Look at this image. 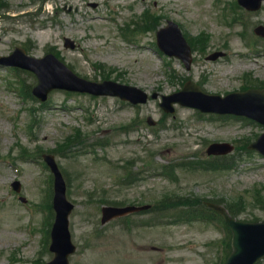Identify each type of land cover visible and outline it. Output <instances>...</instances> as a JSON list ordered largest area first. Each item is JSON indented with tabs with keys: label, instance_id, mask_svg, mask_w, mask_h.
<instances>
[{
	"label": "rangeland",
	"instance_id": "obj_1",
	"mask_svg": "<svg viewBox=\"0 0 264 264\" xmlns=\"http://www.w3.org/2000/svg\"><path fill=\"white\" fill-rule=\"evenodd\" d=\"M1 1L0 56L15 47L34 58L57 54L80 78L101 82L105 72L108 80L160 96L180 91L187 80L220 96L240 90L245 74L264 81V39L252 31L264 25V3L248 12L237 8L236 0ZM236 8L244 18L234 21L239 17L234 16ZM145 12L158 18L160 26L175 22L187 40L206 36V50L193 53L189 71L159 52L156 28L139 27L123 36L121 31L135 28L134 21ZM243 20L248 21L246 29ZM64 38L73 40L76 49H64ZM218 51L225 56L205 60ZM40 69L50 70L45 79L62 76L47 65ZM32 75L0 69V264L52 258L43 250L50 173L41 156L55 151L68 135L78 137V131L70 151L54 155L75 205L70 230L78 249L70 264H221L228 241L221 225L201 219L185 222L172 208L157 212L154 207L164 200L193 197L235 206L243 198L249 207L238 218L264 220V211L251 206L253 191H264V159L247 150L264 132L261 125L179 105L174 115L165 114L160 99L132 106L116 98L60 90L52 91L41 108L20 94L23 84L35 85ZM148 117L157 122L155 127L146 124ZM219 142L233 145V154L207 156V147ZM223 163L224 169L203 170ZM13 181L20 183V194L12 191ZM144 204L151 211L100 224L103 206Z\"/></svg>",
	"mask_w": 264,
	"mask_h": 264
},
{
	"label": "water",
	"instance_id": "obj_2",
	"mask_svg": "<svg viewBox=\"0 0 264 264\" xmlns=\"http://www.w3.org/2000/svg\"><path fill=\"white\" fill-rule=\"evenodd\" d=\"M253 1L259 2L261 0H253ZM240 2L248 6L245 0H240ZM167 32L169 33L163 34L164 32H161L158 35L159 47L165 53L169 55H175L181 58L188 66L190 62L189 50L185 46L182 38L180 37L178 30L173 25H170L169 30H167ZM256 32L262 33L264 35L263 29H257ZM13 56H20L23 60H26V58H24L20 50H16V53ZM217 56L218 55H214L211 58L214 59ZM13 58L14 57H11L10 59L5 60L3 62L8 64H23V62L19 63L13 61ZM48 58L52 59V57H48ZM2 60L4 59H0V61ZM21 66L25 68H29L25 65H21ZM58 67L62 69V67L59 64ZM65 73L68 75L67 71H65ZM75 81L77 82V80ZM42 84H43V80L40 78V85L38 87V90L41 89ZM55 87H61V86L50 87L45 92ZM126 91H132V89L127 88ZM193 91H195L196 95H199L200 97H204V95H202L199 92L198 88L191 84H187L184 90L177 97H180L181 95L186 94L187 92H193ZM96 92L102 93L101 91H96ZM109 93H114V92L110 91ZM216 99L224 106V109H222L224 111L222 112H230L240 115H246L264 124V91L263 92L249 91L245 94L230 95L223 100H220L218 98ZM140 100H144L143 97ZM172 102H179L180 104L183 105H187V104L190 105L189 102H184L179 99H174L172 100ZM251 147L257 149L259 152L264 154V135L260 137L258 141ZM221 148H225L226 152L231 150L230 147L225 145L212 146L209 149V153H220ZM55 190H56V194L54 200V208L57 212V216L52 229L53 243L51 250L55 253L56 258L51 264H68L66 257L68 256V254H70L73 251V247H71L70 245L69 235L67 232V216L70 211V206L67 205L65 202L64 185L59 178L56 180ZM210 207L223 217V219L225 220L226 224L229 226L232 232V240H231L232 253L229 256L226 264H253L257 259L264 256V223L257 225H250V224L236 222L232 220L221 207L214 205H210ZM130 210L133 209H129V208L107 209L105 211V220L113 216L122 215Z\"/></svg>",
	"mask_w": 264,
	"mask_h": 264
}]
</instances>
